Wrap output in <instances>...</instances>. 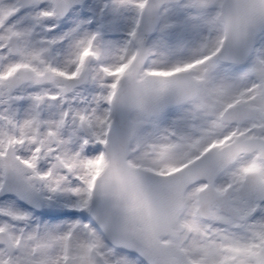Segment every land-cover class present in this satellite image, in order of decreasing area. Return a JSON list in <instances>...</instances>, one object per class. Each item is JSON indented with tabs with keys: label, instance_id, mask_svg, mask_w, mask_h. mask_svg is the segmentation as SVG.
I'll use <instances>...</instances> for the list:
<instances>
[{
	"label": "snow or ice",
	"instance_id": "obj_1",
	"mask_svg": "<svg viewBox=\"0 0 264 264\" xmlns=\"http://www.w3.org/2000/svg\"><path fill=\"white\" fill-rule=\"evenodd\" d=\"M0 264H264V0H0Z\"/></svg>",
	"mask_w": 264,
	"mask_h": 264
}]
</instances>
